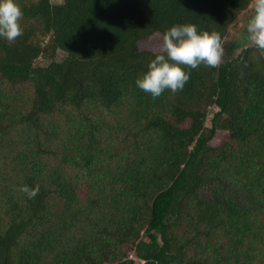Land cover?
I'll return each instance as SVG.
<instances>
[{
	"label": "trees",
	"instance_id": "16d2710c",
	"mask_svg": "<svg viewBox=\"0 0 264 264\" xmlns=\"http://www.w3.org/2000/svg\"><path fill=\"white\" fill-rule=\"evenodd\" d=\"M16 2L22 34L0 37V264H264V51L226 39L253 0ZM183 23L219 33L222 60L182 65L184 87L152 97L135 80Z\"/></svg>",
	"mask_w": 264,
	"mask_h": 264
},
{
	"label": "clouds",
	"instance_id": "9594fccd",
	"mask_svg": "<svg viewBox=\"0 0 264 264\" xmlns=\"http://www.w3.org/2000/svg\"><path fill=\"white\" fill-rule=\"evenodd\" d=\"M252 8L253 14L246 26L248 38L264 51V0H253ZM22 16L23 12L16 0H0V37L11 42L20 36ZM162 39L161 52L149 61L147 70L135 80L136 86L152 97L160 96L165 89L175 92L184 87L190 73L182 65L190 68L201 64L215 67L223 57L220 34L198 30L192 23L171 26L163 33ZM19 191L32 198L39 192V186L21 184Z\"/></svg>",
	"mask_w": 264,
	"mask_h": 264
},
{
	"label": "rangeland",
	"instance_id": "374dc122",
	"mask_svg": "<svg viewBox=\"0 0 264 264\" xmlns=\"http://www.w3.org/2000/svg\"><path fill=\"white\" fill-rule=\"evenodd\" d=\"M52 3L54 4H63L64 3V0H51ZM253 4V3H252ZM252 4L251 6L249 7V9H247L245 12H243L238 21L231 27L229 33H228V36H227V40H232V41H237L238 43H240L241 46H245V45H251V46H255L251 41L250 39L248 38V33H247V30H246V26H247V22L248 20L250 19V17L252 16L253 14V8H252ZM256 47V46H255ZM65 57V53L63 52H58L57 55H56V59L57 60H61ZM50 62V60L47 58V57H40L37 61H36V64L37 65H47L48 63ZM217 109L216 108H212L210 109V114H209V118L207 120V123H206V126L207 127H210L211 126V119L213 117V114L214 112L216 111ZM20 135L16 136V139L15 142H18L20 143V141L18 139H20ZM23 139V138H21ZM13 150L9 149V152H6V153H11L13 154L12 152ZM51 163V159H48ZM53 163L56 165V166H59V164L62 165V167H64L63 163L61 162V160L57 159H53ZM71 171H74L72 169H70ZM13 179V173L11 172V169L9 167H6L5 165V161L4 162H0V189L1 191L3 189H6L10 183H11V180ZM2 187V188H1ZM196 255L201 258V255L204 256V258H201V259H208L210 262H212V259H210V256L208 255V252L207 250L204 249L203 250H198L196 251ZM131 257L133 259H135L137 262H139V259H137L134 254L131 255Z\"/></svg>",
	"mask_w": 264,
	"mask_h": 264
}]
</instances>
